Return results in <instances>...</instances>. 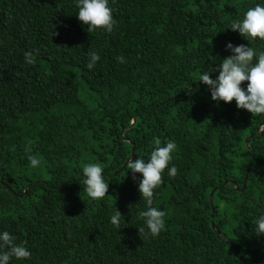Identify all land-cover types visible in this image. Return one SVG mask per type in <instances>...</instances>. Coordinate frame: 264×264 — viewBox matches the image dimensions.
Instances as JSON below:
<instances>
[{
	"label": "trees",
	"instance_id": "obj_1",
	"mask_svg": "<svg viewBox=\"0 0 264 264\" xmlns=\"http://www.w3.org/2000/svg\"><path fill=\"white\" fill-rule=\"evenodd\" d=\"M257 4L264 0H109L113 31L90 34L75 0H0V232L32 254L10 264H264V235L255 233L264 114L217 103L197 81L232 55L229 42L264 51V39L229 28ZM90 52L100 57L91 70ZM157 138L176 143L168 168L178 175L162 173L152 206L166 213L165 228L142 240V174L121 168L133 143L132 160L147 161ZM89 163L109 184L99 200L83 190ZM227 179L237 184L216 190L213 213L210 192ZM117 208L120 230L110 222Z\"/></svg>",
	"mask_w": 264,
	"mask_h": 264
},
{
	"label": "clouds",
	"instance_id": "obj_2",
	"mask_svg": "<svg viewBox=\"0 0 264 264\" xmlns=\"http://www.w3.org/2000/svg\"><path fill=\"white\" fill-rule=\"evenodd\" d=\"M75 6L78 9L76 14L78 20L86 26V31L90 34L98 30L108 33L113 31L117 22L109 7V0H75ZM229 28L239 31L240 35L250 42L256 38L264 39V5L257 4L249 8L244 13L243 19L231 21ZM226 49L230 50L232 55L224 58L218 69L212 68L210 72L202 74L197 81H202L210 89L211 99L217 103L220 101L231 103L235 100L237 108L246 109L253 116L264 114V51L257 52L253 47L244 44L235 46L231 42L227 43ZM36 52L38 54V50ZM24 57L26 64L35 65L36 56L32 51H26ZM99 59L96 52H90L87 68L93 69ZM116 59L119 63L126 62L123 56H117ZM217 70L219 75L213 79L211 73ZM245 81L248 82L246 89L241 87L242 82ZM154 145L147 161L143 158L127 161V169L131 170L134 179L136 173L142 174L138 189L146 205V210L139 212L143 226L138 227V234L142 240L158 236L165 228L166 213L152 206L154 190L163 183L162 173L167 168L169 177L175 178L178 175L176 166L168 168L177 148L176 143L168 140L162 146L161 140L157 138ZM26 151L31 153L30 148ZM27 159L33 168L41 163L36 155L29 154ZM102 171V167L96 163H89L83 167V190L94 200H99L108 194L109 184L105 183ZM122 216L117 208L110 217L111 224L117 230L121 229ZM255 223V233L258 236L264 235V215H261ZM31 255L27 241L17 243L16 238L8 231L0 232V264H10L13 258L30 259Z\"/></svg>",
	"mask_w": 264,
	"mask_h": 264
},
{
	"label": "water",
	"instance_id": "obj_3",
	"mask_svg": "<svg viewBox=\"0 0 264 264\" xmlns=\"http://www.w3.org/2000/svg\"><path fill=\"white\" fill-rule=\"evenodd\" d=\"M199 82H201V81H199ZM135 120H136V117L133 119L132 124L135 123ZM251 137H252V134H250L249 136L246 137V143H247L248 145H249V141H250V138H251ZM134 155H135V144L133 143V150H132V152H131V155H130V157L125 161V163L123 164L121 170L124 169V168L127 166V161H128L129 159L132 160V159L134 158ZM228 183H232V184H235V185L237 184L234 180H232V179H227V180H224L222 184H220L219 186H217V187H215V188H213V189L211 190V192H210V204H211V207H212V211H213V213H214V211H215L214 194H215V192H216V190H217L218 188H220L221 186H224V185H226V184H228ZM246 185H247V177H246V179H245V181H244V185H243V187L240 188V190H244L245 187H246ZM213 227H214V224H213ZM218 235H219L222 239H225V236H222V232H221V231H218ZM232 244H233V247L235 248L236 253H238V252H237V248H236L235 243L232 242ZM238 264H240V263H238Z\"/></svg>",
	"mask_w": 264,
	"mask_h": 264
},
{
	"label": "rangeland",
	"instance_id": "obj_4",
	"mask_svg": "<svg viewBox=\"0 0 264 264\" xmlns=\"http://www.w3.org/2000/svg\"><path fill=\"white\" fill-rule=\"evenodd\" d=\"M48 175H49L48 173H45V175H44V176H45V177H48Z\"/></svg>",
	"mask_w": 264,
	"mask_h": 264
}]
</instances>
